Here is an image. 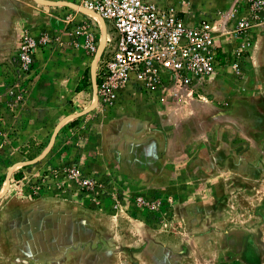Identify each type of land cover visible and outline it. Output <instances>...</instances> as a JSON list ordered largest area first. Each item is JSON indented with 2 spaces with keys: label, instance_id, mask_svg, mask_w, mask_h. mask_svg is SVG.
I'll return each instance as SVG.
<instances>
[{
  "label": "rangeland",
  "instance_id": "rangeland-1",
  "mask_svg": "<svg viewBox=\"0 0 264 264\" xmlns=\"http://www.w3.org/2000/svg\"><path fill=\"white\" fill-rule=\"evenodd\" d=\"M154 1L221 33L243 2ZM104 25L76 0H0V264H264V23L220 35L238 70L109 104ZM22 34L41 39L28 69Z\"/></svg>",
  "mask_w": 264,
  "mask_h": 264
},
{
  "label": "built area",
  "instance_id": "built-area-1",
  "mask_svg": "<svg viewBox=\"0 0 264 264\" xmlns=\"http://www.w3.org/2000/svg\"><path fill=\"white\" fill-rule=\"evenodd\" d=\"M242 1L221 33L207 17L181 15L154 0H76L79 8L96 14L109 31L98 52L96 99L109 104L127 91L157 97L190 90L228 61L238 70L240 49L225 52L220 35L235 38L264 23V0ZM82 30L76 28L74 33L81 34L88 51H96L90 31L82 34ZM40 40L27 34L19 37L17 59L23 69L30 66ZM81 183L87 186L89 180Z\"/></svg>",
  "mask_w": 264,
  "mask_h": 264
},
{
  "label": "crops",
  "instance_id": "crops-1",
  "mask_svg": "<svg viewBox=\"0 0 264 264\" xmlns=\"http://www.w3.org/2000/svg\"><path fill=\"white\" fill-rule=\"evenodd\" d=\"M220 44L222 46V49L226 52V51H233L235 49V44H227V43H224V42H221L220 41ZM255 48L251 46L250 50L249 51V65L250 66H255L256 63H257V60H256V53H255Z\"/></svg>",
  "mask_w": 264,
  "mask_h": 264
},
{
  "label": "water",
  "instance_id": "water-1",
  "mask_svg": "<svg viewBox=\"0 0 264 264\" xmlns=\"http://www.w3.org/2000/svg\"><path fill=\"white\" fill-rule=\"evenodd\" d=\"M92 85H93V89H94V79L92 80Z\"/></svg>",
  "mask_w": 264,
  "mask_h": 264
},
{
  "label": "bare ground",
  "instance_id": "bare-ground-1",
  "mask_svg": "<svg viewBox=\"0 0 264 264\" xmlns=\"http://www.w3.org/2000/svg\"><path fill=\"white\" fill-rule=\"evenodd\" d=\"M220 68V67H219Z\"/></svg>",
  "mask_w": 264,
  "mask_h": 264
}]
</instances>
